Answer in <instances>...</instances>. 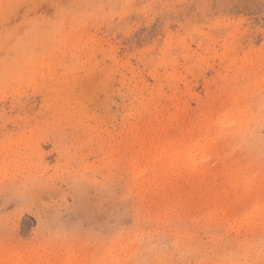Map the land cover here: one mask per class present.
Segmentation results:
<instances>
[{
    "label": "rangeland",
    "instance_id": "374dc122",
    "mask_svg": "<svg viewBox=\"0 0 264 264\" xmlns=\"http://www.w3.org/2000/svg\"><path fill=\"white\" fill-rule=\"evenodd\" d=\"M262 89L264 0H0V264H259Z\"/></svg>",
    "mask_w": 264,
    "mask_h": 264
},
{
    "label": "snow or ice",
    "instance_id": "6c2138e0",
    "mask_svg": "<svg viewBox=\"0 0 264 264\" xmlns=\"http://www.w3.org/2000/svg\"><path fill=\"white\" fill-rule=\"evenodd\" d=\"M9 8L11 7H19L18 5L7 6ZM243 111V110H242ZM236 113L230 112L225 113L222 117V127H229L232 123L235 122ZM224 120H227L229 123L225 124L223 123ZM260 136L262 139V153H264V89H262L261 92V117H260ZM262 201H264V196H262ZM248 207L252 209V215H255V206L254 204H249ZM259 224L262 228H264V202L261 203L260 209H259V215L257 217ZM249 224H251V220L249 219ZM6 247H10V245L7 243L5 244ZM261 257L262 259L259 261V264H264V248L261 249ZM14 264H33L32 261L29 260H18L15 261ZM40 264H141V261L139 260H125V259H112V260H93L91 262L86 260H80V259H62L57 261H47V262H40ZM163 264V262H162ZM220 264H257V261L255 260H247V261H239V260H232V261H225L220 262Z\"/></svg>",
    "mask_w": 264,
    "mask_h": 264
},
{
    "label": "bare ground",
    "instance_id": "6f19581e",
    "mask_svg": "<svg viewBox=\"0 0 264 264\" xmlns=\"http://www.w3.org/2000/svg\"><path fill=\"white\" fill-rule=\"evenodd\" d=\"M191 165L195 166V165H196V163H195L194 161H192Z\"/></svg>",
    "mask_w": 264,
    "mask_h": 264
}]
</instances>
